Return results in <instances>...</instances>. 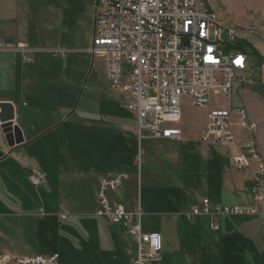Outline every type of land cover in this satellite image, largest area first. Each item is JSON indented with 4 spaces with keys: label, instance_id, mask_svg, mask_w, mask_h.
Listing matches in <instances>:
<instances>
[{
    "label": "rangeland",
    "instance_id": "1",
    "mask_svg": "<svg viewBox=\"0 0 264 264\" xmlns=\"http://www.w3.org/2000/svg\"><path fill=\"white\" fill-rule=\"evenodd\" d=\"M85 1L83 19L69 27L65 12L72 0H0V36L14 47L0 53V102L14 104L25 138L24 146L9 148L0 125V254H56L59 264H129L134 239L122 225L95 216L98 183L124 174L128 180L109 197L141 213L147 232L162 235V261L151 264H264L259 220L204 217L190 223L185 217L204 199L254 204L250 175L231 166L236 147L204 139L210 110L227 100L215 95L211 108L199 109L185 98L182 140L140 145L135 114L111 90L104 61L87 52L96 0ZM207 3L218 22L242 32L219 52L247 54V78L258 83L264 41L247 32H264V0ZM20 44L39 51L25 61ZM57 49L71 53H52ZM123 69L130 72L126 64ZM257 83L236 82L231 104L245 107L257 123L264 157V85ZM236 135L242 144L252 138L247 131ZM239 224L249 232L235 229ZM215 249L218 255L211 253Z\"/></svg>",
    "mask_w": 264,
    "mask_h": 264
},
{
    "label": "built area",
    "instance_id": "2",
    "mask_svg": "<svg viewBox=\"0 0 264 264\" xmlns=\"http://www.w3.org/2000/svg\"><path fill=\"white\" fill-rule=\"evenodd\" d=\"M261 36L264 32L248 31ZM242 34L211 19L207 0H96L94 29L90 47L93 58L105 63L111 90L121 97L135 114L140 145L145 140L178 142L183 138L181 122L183 102L190 98L199 109H209L213 96L222 95L226 106L218 101L209 112L204 139L215 145L236 147L231 166L240 174H249L253 205H213L209 199L189 210L185 217H245L259 219L264 235V157L257 146L256 123L247 121L245 107L232 106L233 87L257 83L247 78L250 60L237 52L223 57L219 48L236 41ZM227 35L228 39H225ZM27 61L33 50L26 44L16 48ZM14 51L0 36V53ZM52 53L70 54L65 49ZM130 72L125 75L123 65ZM264 84V62L261 81ZM237 132L247 131L252 138L242 144ZM128 180L124 174L108 177L98 183V207L95 216L120 224L134 239L135 257L129 264H151L162 261L163 237L144 229L142 214L132 212L109 193L117 192ZM40 185V180L34 183ZM219 231V226H212ZM56 254H0V264H59Z\"/></svg>",
    "mask_w": 264,
    "mask_h": 264
},
{
    "label": "water",
    "instance_id": "3",
    "mask_svg": "<svg viewBox=\"0 0 264 264\" xmlns=\"http://www.w3.org/2000/svg\"><path fill=\"white\" fill-rule=\"evenodd\" d=\"M16 108L11 102H0V125L5 135L6 142L11 149L25 144L22 129L15 123ZM2 156V153H0Z\"/></svg>",
    "mask_w": 264,
    "mask_h": 264
},
{
    "label": "trees",
    "instance_id": "4",
    "mask_svg": "<svg viewBox=\"0 0 264 264\" xmlns=\"http://www.w3.org/2000/svg\"><path fill=\"white\" fill-rule=\"evenodd\" d=\"M87 5L85 0H72L69 8L65 12L67 25L75 27L77 22L81 21L84 16V10Z\"/></svg>",
    "mask_w": 264,
    "mask_h": 264
},
{
    "label": "crops",
    "instance_id": "5",
    "mask_svg": "<svg viewBox=\"0 0 264 264\" xmlns=\"http://www.w3.org/2000/svg\"><path fill=\"white\" fill-rule=\"evenodd\" d=\"M2 38V37H1ZM3 39V38H2ZM25 145V144H24ZM24 145H22V146H24ZM21 147V146H20ZM19 148V147H18ZM224 218H234V217H224ZM201 219H204V217H201V218H196V219H194V220H192V221H189L187 218H186V220L188 221V222H190V223H195V222H200V220ZM143 220V219H142ZM249 220H259V219H249ZM260 221V220H259ZM261 222V221H260ZM143 225H144V223H143ZM148 228V227H147ZM237 228V230L239 229V231H242V232H245V231H247V232H249L248 230H245V229H243V227L242 226H240V224L239 225H236L235 226V229ZM144 229H145V227H144ZM149 229V228H148ZM230 229H234V228H230ZM150 230V229H149ZM220 230V229H219ZM146 231V230H145ZM221 231V230H220ZM220 231H218V232H220ZM152 232H155V231H152ZM181 239H182V242H183V235H182V230H181ZM211 253H215V254H219V252L217 251V249H215L213 252H211Z\"/></svg>",
    "mask_w": 264,
    "mask_h": 264
},
{
    "label": "bare ground",
    "instance_id": "6",
    "mask_svg": "<svg viewBox=\"0 0 264 264\" xmlns=\"http://www.w3.org/2000/svg\"><path fill=\"white\" fill-rule=\"evenodd\" d=\"M207 11L209 12L211 19H213L215 22H218L216 16L213 14V12H212V10L210 9V6L208 5V3H207ZM249 84H254V83H249ZM262 85H264V84H262ZM246 114H247V121H249V122H253V121L250 120L247 111H246ZM256 130H258V125H257V123H256ZM257 146H258V145H257Z\"/></svg>",
    "mask_w": 264,
    "mask_h": 264
}]
</instances>
